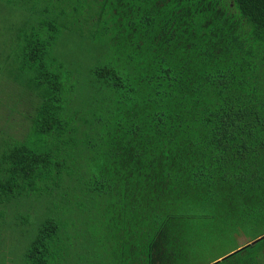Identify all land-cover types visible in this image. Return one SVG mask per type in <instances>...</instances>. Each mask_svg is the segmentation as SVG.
<instances>
[{
  "label": "trees",
  "instance_id": "obj_1",
  "mask_svg": "<svg viewBox=\"0 0 264 264\" xmlns=\"http://www.w3.org/2000/svg\"><path fill=\"white\" fill-rule=\"evenodd\" d=\"M83 1L102 22L88 116L68 111L80 81L49 67L56 27L20 38L40 101L24 138L0 143V230L46 206L22 219L36 228L21 264H67L92 215L103 240L84 262L264 264V0Z\"/></svg>",
  "mask_w": 264,
  "mask_h": 264
},
{
  "label": "rangeland",
  "instance_id": "obj_2",
  "mask_svg": "<svg viewBox=\"0 0 264 264\" xmlns=\"http://www.w3.org/2000/svg\"><path fill=\"white\" fill-rule=\"evenodd\" d=\"M83 2V0L74 2L71 0H47L36 6L34 0H0V143L24 138L27 130L25 127L29 125L28 118L40 101V98L37 97V88L31 82L30 73L19 70L21 62L19 49L21 46L19 45L23 29L30 30L39 23L51 22L52 29L49 24H47V28L53 30L56 27L59 31L50 53L49 67L60 73L68 86L80 81L72 96L75 102H71L68 107L69 114L73 115L79 108H82L84 114L88 116L86 97L89 91H85V84L89 79L87 77L88 68L95 64V56L99 53L96 49L101 47L100 39L93 38V35L96 36L95 32L101 30L99 25L102 22L96 20L95 14L88 12L89 7L84 6ZM73 7H76V11L71 10ZM83 7L88 11H84ZM81 112L83 113V111ZM6 136L12 137V140ZM72 170H77L76 165ZM45 209V203L43 206L27 204L16 209L17 225H5L0 230V264H21L23 262L24 253L30 244V239L35 234L33 229L36 228V225L23 224L22 219H32L38 222L42 216H45ZM90 217L89 227H86V217H83V220L77 225L76 233L70 231L68 233L71 241L75 240V247L66 257L67 264H99L101 261V258L90 257V261L84 262L86 259L84 255L89 253L84 254L83 249L88 246L93 247L92 235L103 240L95 228L96 223H94L93 215ZM87 228H89V232H86ZM97 228L100 229V227ZM262 231L264 229L260 232ZM250 239L251 237L244 233L241 236L235 234L234 240H237L235 246L244 244ZM229 240L226 238L221 244L202 252L201 255L209 258L216 256L224 251V246ZM111 241L109 236V242L111 243ZM227 247L230 248L229 245ZM202 256L200 258H203ZM110 262L111 259L107 260V263Z\"/></svg>",
  "mask_w": 264,
  "mask_h": 264
},
{
  "label": "water",
  "instance_id": "obj_3",
  "mask_svg": "<svg viewBox=\"0 0 264 264\" xmlns=\"http://www.w3.org/2000/svg\"><path fill=\"white\" fill-rule=\"evenodd\" d=\"M263 237H264V236H263ZM263 237H260V238L256 239L253 243H255L256 241H258L259 239H261V238H263Z\"/></svg>",
  "mask_w": 264,
  "mask_h": 264
}]
</instances>
